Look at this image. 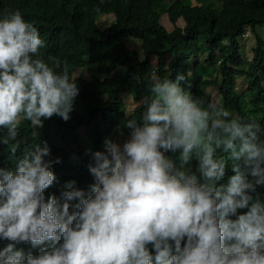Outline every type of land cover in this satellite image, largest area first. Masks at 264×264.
Returning <instances> with one entry per match:
<instances>
[{
	"label": "clouds",
	"instance_id": "9594fccd",
	"mask_svg": "<svg viewBox=\"0 0 264 264\" xmlns=\"http://www.w3.org/2000/svg\"><path fill=\"white\" fill-rule=\"evenodd\" d=\"M45 46L19 10L0 19V145L13 156L22 122H67L80 94L67 62L41 58ZM184 79L157 81L142 120L93 154L87 193L69 181L45 195L60 163L46 143L0 168V264H264L261 129L202 107ZM218 151L233 161L227 184Z\"/></svg>",
	"mask_w": 264,
	"mask_h": 264
},
{
	"label": "trees",
	"instance_id": "16d2710c",
	"mask_svg": "<svg viewBox=\"0 0 264 264\" xmlns=\"http://www.w3.org/2000/svg\"><path fill=\"white\" fill-rule=\"evenodd\" d=\"M0 0V19L8 12L19 10L26 22L37 27L45 47L40 56L51 63L56 58L67 62L70 77L78 82L77 100L85 115L65 122L57 116L43 121V127L30 121L22 122L13 156L7 146L0 145V168L14 171L25 153L39 144L50 149L51 159L60 158L53 165L57 180L45 195L58 197L66 182L76 181V187L88 192L94 183L89 165H94L93 154L105 151V136L116 126L126 133L129 120H142L145 101L152 98V87L157 81H175L178 74L184 91L194 100L205 95L201 79L196 72L198 62L191 64L199 53H207L205 65L211 69L218 65L222 75L219 87L225 108L231 118L241 123H254L261 129L264 141V38L260 27L264 25V0ZM167 12L173 29L161 20ZM113 14L110 25L101 27L97 19ZM183 26L178 25L179 19ZM255 34V58L247 69L241 40L248 31ZM129 37L145 39V55L140 58L138 49L122 40ZM169 44V46H167ZM99 48H106L98 60L101 76L86 79L73 76L74 68L86 65V56ZM174 57L169 58L170 55ZM157 62V80L149 81L143 74ZM245 75L247 85L238 89V77ZM125 94H132L139 103L132 113L124 117L121 108ZM6 129H0V136ZM84 135L91 141L87 146ZM171 155V154H169ZM217 158L228 164L226 176L220 183L227 184L233 175V161L222 151ZM175 159V154L172 156ZM192 170L196 171L193 161ZM198 174V173H197ZM254 196L264 203V185L258 186ZM246 211V210H241ZM235 219V217H233Z\"/></svg>",
	"mask_w": 264,
	"mask_h": 264
},
{
	"label": "rangeland",
	"instance_id": "374dc122",
	"mask_svg": "<svg viewBox=\"0 0 264 264\" xmlns=\"http://www.w3.org/2000/svg\"><path fill=\"white\" fill-rule=\"evenodd\" d=\"M187 3H198V0H187ZM113 20V15H104L102 17H99L97 19V23L101 27H106L108 26ZM162 23L168 28V29H173L174 26L169 20V16L167 12L163 13L161 17ZM184 20L181 18L178 20V25L183 26ZM260 33L264 38V25L261 26L260 28ZM145 39L144 38H135V37H129L126 39H118L122 40L124 43L127 45H131L132 47H136L138 49V53L140 58H144L145 55ZM241 40V47H242V53L245 57V65L243 68L247 69L250 63L254 60L255 58V52H254V47L256 45V37L255 34L252 33L250 30L246 33V36L244 38L240 39ZM169 46V44H167ZM106 48H99L97 49L93 54H90L86 56V59L89 61L88 64L86 65H81L77 66L74 68L73 71V76H80L86 79H92L95 76H101L102 74L98 70V60ZM207 53H199V58L198 60L196 58L191 59V64L194 65V63L197 61L198 66L196 67V72H193L195 68L191 70V74L194 76L195 74L201 79L205 95L200 101V104L204 108H217L220 106L223 102L222 95L220 94L219 87L222 81V75L220 73L218 65L215 67H212L209 69L205 65L204 59H206L208 56ZM174 57V55H170L169 58ZM145 78H147L149 81H156L157 80V62L154 63L152 69L143 74ZM238 89L240 91L244 90V88L247 85V78L245 75L239 76L238 77ZM264 82V80H263ZM124 105L121 108V113L124 115V117L129 116L133 108L139 103L138 101L134 100L132 97V94H125L124 97ZM85 113L83 112L82 106L79 103L78 100H76V105H75V110L71 114V117L74 119H79L83 117ZM121 132H123L124 136H127L128 133H126L121 127L116 126L108 135L105 136V140L108 138H111L113 140H122L123 137L121 136ZM84 141L87 146L91 145V141L87 138L86 135H84Z\"/></svg>",
	"mask_w": 264,
	"mask_h": 264
}]
</instances>
